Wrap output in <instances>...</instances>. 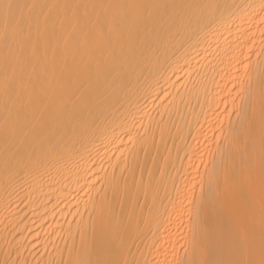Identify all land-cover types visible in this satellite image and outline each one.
<instances>
[{
    "label": "bare ground",
    "instance_id": "1",
    "mask_svg": "<svg viewBox=\"0 0 264 264\" xmlns=\"http://www.w3.org/2000/svg\"><path fill=\"white\" fill-rule=\"evenodd\" d=\"M0 264H264V0H0Z\"/></svg>",
    "mask_w": 264,
    "mask_h": 264
}]
</instances>
